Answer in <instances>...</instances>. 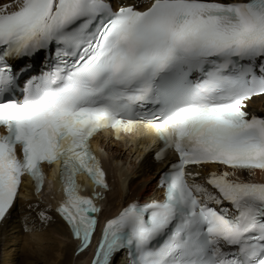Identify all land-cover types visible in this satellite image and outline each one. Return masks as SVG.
I'll return each instance as SVG.
<instances>
[{"label":"snow or ice","instance_id":"6c2138e0","mask_svg":"<svg viewBox=\"0 0 264 264\" xmlns=\"http://www.w3.org/2000/svg\"><path fill=\"white\" fill-rule=\"evenodd\" d=\"M13 3L0 5V222L22 177L39 192L43 166L58 162L56 211L88 249L104 197L81 195L77 175L109 188L90 141L142 127L162 144L158 160L178 159L160 177L161 200L107 220L92 264L124 250L130 264H264V183L241 178L264 172V117L246 110L264 95V0ZM206 165L229 170L197 182L190 166Z\"/></svg>","mask_w":264,"mask_h":264},{"label":"bare ground","instance_id":"6f19581e","mask_svg":"<svg viewBox=\"0 0 264 264\" xmlns=\"http://www.w3.org/2000/svg\"><path fill=\"white\" fill-rule=\"evenodd\" d=\"M223 2H228V0H223ZM111 3L116 7L139 4L143 10L150 0H145L144 3H141V0H115ZM3 4H11L10 10L16 8L13 0H0V5ZM247 109L251 115L264 117V96L249 101ZM136 132L138 135H122L120 141L114 140L113 134L107 132L103 136H97L92 142V152L96 151V157L101 162L105 180L109 185L107 190L96 189L104 195L103 200L95 201L102 209L99 218L104 221L117 215L121 209L132 202L144 203L161 195V191H156V186L158 175L165 167L168 156H165L162 161L158 160L155 155L157 151L150 152L153 143L152 135L145 134L142 127H138ZM114 144L130 146V152L135 151V160L139 162L137 164L128 163L125 166L115 160L110 153V146ZM59 167L58 163L51 168L46 167L45 182L48 185L42 191L37 192L30 179L23 180L12 209L0 225V244L3 243L0 249V264H90L89 250L80 255L75 254L78 242L73 239L70 228L56 211L64 200L63 187L58 178ZM191 170L199 173L197 182L204 183L202 177L206 178L211 172L219 173L229 169L206 165L193 167ZM241 178L264 183L263 172H254L252 175L244 172ZM133 180L135 183L132 186L131 181ZM78 182L82 188L85 187L90 191L94 189L93 182L83 175L78 176ZM84 195L89 194L84 192ZM39 200L44 206L39 204ZM41 212L50 218L47 222L41 220L39 215ZM19 226L26 228L24 241L20 240V236L24 233L17 230ZM13 238H15L14 241ZM120 261L118 264H125L124 258Z\"/></svg>","mask_w":264,"mask_h":264},{"label":"rangeland","instance_id":"374dc122","mask_svg":"<svg viewBox=\"0 0 264 264\" xmlns=\"http://www.w3.org/2000/svg\"><path fill=\"white\" fill-rule=\"evenodd\" d=\"M113 1H115V0H113ZM130 150H131L130 146H128V147H126V146H117L115 144L110 146V153L113 155L115 160H117L118 162H121L125 166H127L128 163H133V164L136 163L137 164L139 162L138 160H135V156H136L135 151L130 152ZM150 152L154 153V151H150ZM122 169H124V168H122ZM134 183H135L134 180L131 181V185L132 186L134 185ZM39 204L44 206V204L41 202V200H39ZM17 230L18 231H22L24 233V234H22V236H20V240L24 241V235H26L25 234V232H26L25 231L26 230L25 226L24 227L23 226H19L17 228ZM4 240H5V238H4ZM12 240L14 241L15 238H13ZM2 245H3V243L0 244V249H2Z\"/></svg>","mask_w":264,"mask_h":264}]
</instances>
